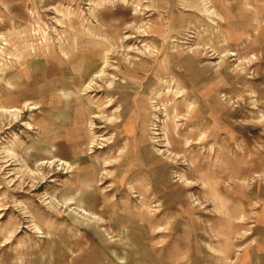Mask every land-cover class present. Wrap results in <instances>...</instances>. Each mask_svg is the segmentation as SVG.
Masks as SVG:
<instances>
[{
  "label": "rangeland",
  "instance_id": "1",
  "mask_svg": "<svg viewBox=\"0 0 264 264\" xmlns=\"http://www.w3.org/2000/svg\"><path fill=\"white\" fill-rule=\"evenodd\" d=\"M262 185L264 0H0V264H264Z\"/></svg>",
  "mask_w": 264,
  "mask_h": 264
},
{
  "label": "crops",
  "instance_id": "2",
  "mask_svg": "<svg viewBox=\"0 0 264 264\" xmlns=\"http://www.w3.org/2000/svg\"><path fill=\"white\" fill-rule=\"evenodd\" d=\"M256 202L260 205L261 208L258 212L256 219L258 220L256 224V231H257V238H258V245L262 244L264 245V185H262L258 189V193L256 194ZM258 247V246H257ZM258 252V250H257ZM259 264H262V262H259Z\"/></svg>",
  "mask_w": 264,
  "mask_h": 264
}]
</instances>
